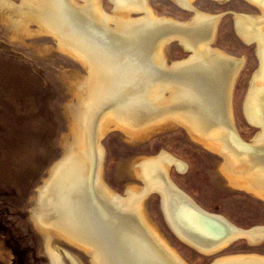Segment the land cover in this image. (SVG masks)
<instances>
[{
	"label": "bare ground",
	"instance_id": "6f19581e",
	"mask_svg": "<svg viewBox=\"0 0 264 264\" xmlns=\"http://www.w3.org/2000/svg\"><path fill=\"white\" fill-rule=\"evenodd\" d=\"M81 1L10 4L14 15L34 23L38 33L51 34L87 71L82 85H71L80 97L71 134L74 146L49 168L31 210L51 264H82L61 241L84 251L91 264H186L147 215L146 198L155 192L168 225L193 249L213 254L231 238L261 241L263 227L244 231L227 225L216 215L200 214L188 197L184 199L168 172L171 166L178 171L185 166L164 150L124 162L122 168L143 185H127L124 196L115 193L103 181L105 151L100 139L112 127L132 144L165 129L182 128L194 144L223 160L219 172L226 185L264 202V0H245L259 15L232 14L235 33L246 45L253 43L259 64L242 101L245 120L258 129L249 143L238 137L232 105L247 57L213 47L222 13L201 12L194 0H171L194 11L187 21H179L155 15L147 0H110L111 14L103 11L100 0ZM131 13L140 16L133 19ZM172 42L192 51L168 66L166 53ZM129 232L136 237L130 240ZM212 264H264V256L235 254Z\"/></svg>",
	"mask_w": 264,
	"mask_h": 264
},
{
	"label": "rangeland",
	"instance_id": "374dc122",
	"mask_svg": "<svg viewBox=\"0 0 264 264\" xmlns=\"http://www.w3.org/2000/svg\"><path fill=\"white\" fill-rule=\"evenodd\" d=\"M3 1L7 5H0V264H51L43 234L30 218L31 210L36 191L49 168L61 159L65 150L74 146L71 134L77 126L80 97L74 94L71 85L86 81L87 71L62 51L51 34L38 33L34 23L23 22L14 15L17 12L10 10V4L19 6L21 0ZM100 2L103 11L111 14L110 0ZM147 2L159 17L187 21L193 16V12L176 6L171 0ZM77 3L82 1L77 0ZM193 5L201 12L224 13L213 47L235 57H247L235 82L232 105L236 130L240 138L249 143L258 129L245 120L242 101L259 64L254 45H246L235 33L231 14L259 15L260 12L245 0L225 3L194 0ZM139 16V13L130 14L133 19ZM188 55L180 45L172 42L167 48V65ZM157 133L137 144L130 143L117 128L112 127L105 133L100 139L105 151L102 177L109 188L124 196L127 185L142 186V181L132 178L122 168L123 163H130L133 157H154L164 150L185 166L183 171L171 166L170 180L200 208L219 214L242 229L264 225V202L225 184L219 172L223 160L218 155L194 144L182 128ZM157 194L146 198L147 215L186 264H212L219 258L235 254L264 256V240L251 247L240 238L213 254L192 249L170 230ZM59 243L82 264H91L84 251L64 241ZM65 261L68 263L66 258Z\"/></svg>",
	"mask_w": 264,
	"mask_h": 264
},
{
	"label": "water",
	"instance_id": "95a60500",
	"mask_svg": "<svg viewBox=\"0 0 264 264\" xmlns=\"http://www.w3.org/2000/svg\"><path fill=\"white\" fill-rule=\"evenodd\" d=\"M191 12H193V14H194V11L193 10H190ZM223 15H224V13H222V17H223ZM232 15V14H231ZM221 17V18H222ZM181 36H183L182 35V33H181ZM185 36H183V38H184ZM185 39V38H184ZM178 42V41H177ZM176 42V43H177ZM186 44L188 45V46H190V47H193V45L191 44V43H189V41L187 40L186 41ZM252 45H253V43H252ZM194 46H196V45H194ZM185 50V49H184ZM191 48H189L188 47V50H185V52H187L189 55L191 54ZM188 55V56H189ZM187 56V57H188ZM186 57V58H187ZM254 127V126H253ZM254 128H256V127H254ZM238 137L240 138V136L238 135ZM241 139V138H240ZM242 140V139H241ZM251 142V141H250ZM246 143V142H245ZM168 179H169V181L175 186V184L170 180V178H169V175H168ZM175 188L178 190L179 188H177L176 186H175ZM182 194H183V198L185 199V197H184V195L186 196V197H188L190 200H191V202L194 204V207H195V209L200 213V214H202V215H204V216H207V217H211V216H213V215H216V217H219V219L220 220H223L227 225H230V222L226 219V218H224L223 216H221V215H219V214H215V213H210V212H207V211H205V210H203L202 208H200L199 206H198V204L197 203H195L188 195H186L185 193H183V192H181ZM155 194V193H154ZM231 225H233L232 223H231ZM233 226H235V225H233ZM253 227H256V226H253ZM253 227H251V228H253ZM261 227H263V229H264V225H262ZM170 228V227H169ZM251 228H249V229H243L244 231H247V230H251ZM170 230L172 231V229L170 228ZM172 233L174 234L175 232L174 231H172ZM141 234V233H140ZM127 236H128V238L131 240V238L130 237H136V234H134V233H127L126 234ZM175 235V234H174ZM141 236L144 238V236H143V234H141ZM177 238H178V236L177 235H175ZM240 238H242L243 240H245L246 242H247V244L249 245V246H251V247H256L257 246V244L258 243H260V242H262L263 240H264V238L261 240V241H259V242H254V243H252V242H249L248 240H246V238L245 237H237V238H231V239H229L230 241L229 242H227V244H226V247H228L230 244H232L234 241H236V240H238V239H240ZM179 239V238H178ZM180 240V239H179ZM139 243V242H138ZM193 249V248H192ZM223 250V249H222ZM199 253V252H198ZM255 254V253H254ZM257 255V254H256Z\"/></svg>",
	"mask_w": 264,
	"mask_h": 264
},
{
	"label": "flooded vegetation",
	"instance_id": "af4514ba",
	"mask_svg": "<svg viewBox=\"0 0 264 264\" xmlns=\"http://www.w3.org/2000/svg\"><path fill=\"white\" fill-rule=\"evenodd\" d=\"M151 194H153V193H151ZM156 194V193H155ZM158 195V194H157ZM159 196V195H158ZM160 198V197H159ZM162 211V210H161Z\"/></svg>",
	"mask_w": 264,
	"mask_h": 264
}]
</instances>
